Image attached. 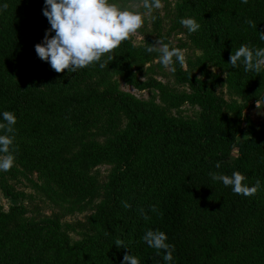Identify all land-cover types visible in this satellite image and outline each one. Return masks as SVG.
<instances>
[{
	"label": "trees",
	"instance_id": "1",
	"mask_svg": "<svg viewBox=\"0 0 264 264\" xmlns=\"http://www.w3.org/2000/svg\"><path fill=\"white\" fill-rule=\"evenodd\" d=\"M44 7L45 0H0V123L5 111L17 117L12 154L57 196L73 201L92 196L94 165L108 161L113 168L96 214L81 223V239L71 240L55 221L31 219L21 204L0 206V264H122L126 253L140 264H169L142 239L148 230L167 235L174 246L170 264H264V132L240 136L223 99L179 63L172 74L190 92L139 78L142 64L158 55L145 50L155 43L151 38L124 41L102 57L103 68L55 72L35 51L51 27ZM180 8L200 24L194 38L224 65L230 85L254 95L264 71L232 68L230 55L242 44L264 48V0H180ZM94 71H114L138 88H152L159 102L113 82L100 89L86 84ZM185 101L200 106L199 119L168 111ZM117 110L126 118L120 132L103 143L83 139L85 124ZM234 171L249 187L260 182L255 195H237L209 175Z\"/></svg>",
	"mask_w": 264,
	"mask_h": 264
},
{
	"label": "rangeland",
	"instance_id": "2",
	"mask_svg": "<svg viewBox=\"0 0 264 264\" xmlns=\"http://www.w3.org/2000/svg\"><path fill=\"white\" fill-rule=\"evenodd\" d=\"M110 2L122 7H131L140 0H110ZM162 3L163 9L153 11L156 19H146L139 34L129 40L138 44L143 43L146 38H151L154 42L162 38L170 47L185 50L186 63L182 68L208 84L213 93L223 99L224 112L239 121L241 127L239 135L264 132V112L258 114L256 109L257 99L264 98V82L259 84V89L252 96L237 91L230 85L228 72L220 60L209 50L201 47L195 40L194 33H189L188 29L180 24L182 18H190L180 8V0H162ZM139 11L144 12L145 9L140 7ZM157 54L138 69L139 78L151 76L161 80L171 90L190 92L188 84L175 80L172 72L159 63V53ZM110 82H113L118 89L129 92L137 98H153L159 102L154 89L138 88L114 71H94L86 80V84L98 89ZM168 111L174 115L199 119L201 108L196 102L185 101L179 107L169 108ZM125 122L124 114L118 110L102 114L81 128L83 139L103 143L113 133L120 132ZM77 142L79 143L80 140L78 139ZM233 152L235 153V149ZM112 168L113 163L108 161L94 165L90 169L95 180L92 196L81 201H73L57 196L51 184L44 182L36 170L26 171L15 161L9 171H0V206L6 210L12 204H21L25 215L31 219L55 221L69 234L71 240L81 239L86 235L81 223L94 216L104 200L106 184Z\"/></svg>",
	"mask_w": 264,
	"mask_h": 264
},
{
	"label": "clouds",
	"instance_id": "3",
	"mask_svg": "<svg viewBox=\"0 0 264 264\" xmlns=\"http://www.w3.org/2000/svg\"><path fill=\"white\" fill-rule=\"evenodd\" d=\"M248 0H242L247 3ZM145 9L144 12L139 8ZM8 8L7 4L3 9ZM164 8L162 0H140L131 7H122L110 0H45L43 15L47 18L50 29L45 32L43 41L35 45L38 57L50 63L51 68L57 73L76 72L78 69L94 66L99 63L101 68L105 67L102 57L112 53L120 45L133 36L139 34V30L145 25L146 19L155 20L154 10ZM251 27L256 25L252 21H246ZM180 24L186 27L189 33L199 30L200 24L194 18H182ZM54 32L55 35H51ZM259 39L264 41V32L260 33ZM146 52L159 53V63L171 72H175V63L183 67L186 63L185 50L178 47H170L162 38L154 44L146 47ZM175 58V61H174ZM232 68L243 64L245 72L260 74L264 71V48H253L242 44L230 55ZM256 109L258 114L264 112V98L257 99ZM3 121L0 123V171H9L15 163V156L12 154L14 137V125L17 117L9 111L2 113ZM220 163L216 164V168ZM213 181L222 182L225 187L231 186L232 191L237 195L245 197L257 193L260 182L249 187L244 182L247 177L239 171L231 175L222 173H209ZM125 208L131 207L124 204ZM155 210V206H153ZM147 219V217H145ZM147 245L157 250V255L164 252L163 260H173L174 246L167 243V235L159 230H148L142 237ZM115 245L119 248L123 241L117 240ZM122 264H140L138 258L127 253L123 257Z\"/></svg>",
	"mask_w": 264,
	"mask_h": 264
}]
</instances>
